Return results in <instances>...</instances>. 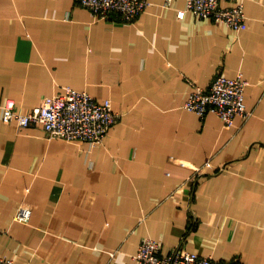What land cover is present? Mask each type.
<instances>
[{
	"label": "crops",
	"instance_id": "obj_1",
	"mask_svg": "<svg viewBox=\"0 0 264 264\" xmlns=\"http://www.w3.org/2000/svg\"><path fill=\"white\" fill-rule=\"evenodd\" d=\"M150 1L128 22L76 0H0V255L139 264L151 237L164 255L264 264V0H245L239 31L187 0ZM240 72L248 119L185 108L192 82ZM65 86L122 114L99 145L2 119L8 101L27 112ZM21 206L28 222L15 219Z\"/></svg>",
	"mask_w": 264,
	"mask_h": 264
},
{
	"label": "built area",
	"instance_id": "obj_2",
	"mask_svg": "<svg viewBox=\"0 0 264 264\" xmlns=\"http://www.w3.org/2000/svg\"><path fill=\"white\" fill-rule=\"evenodd\" d=\"M76 1L98 18L128 22L135 21L151 5L150 0ZM171 2L167 0V4ZM186 9L198 18L223 22L237 31L248 27L245 0H187ZM184 11H179L180 17ZM191 85L185 108L201 117L214 113L227 125H234L237 117L248 119L252 114L245 102L249 81L241 72L235 77L218 74L209 87H202L196 82ZM121 116V113L113 109L111 99L98 100L88 91L72 86H65L61 92L45 96L40 105L27 112L16 109L14 100L8 101L2 112L4 121H16L20 127L40 126L49 138L85 141L92 145L102 143ZM199 171L203 173L202 168ZM31 215V208L21 206L15 219L28 222ZM161 251L159 241L146 237L134 258L139 264H245L239 259L218 260L210 255L186 250L182 246L165 255ZM0 264L19 263L12 257L0 255Z\"/></svg>",
	"mask_w": 264,
	"mask_h": 264
},
{
	"label": "rangeland",
	"instance_id": "obj_3",
	"mask_svg": "<svg viewBox=\"0 0 264 264\" xmlns=\"http://www.w3.org/2000/svg\"><path fill=\"white\" fill-rule=\"evenodd\" d=\"M18 211V210H17ZM17 213V212H16Z\"/></svg>",
	"mask_w": 264,
	"mask_h": 264
}]
</instances>
